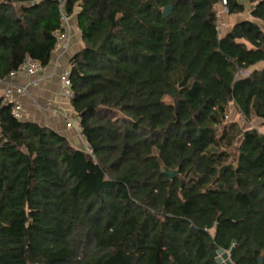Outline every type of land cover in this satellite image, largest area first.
<instances>
[{
  "label": "trees",
  "instance_id": "obj_1",
  "mask_svg": "<svg viewBox=\"0 0 264 264\" xmlns=\"http://www.w3.org/2000/svg\"><path fill=\"white\" fill-rule=\"evenodd\" d=\"M60 1L0 0V94L26 56L50 63ZM221 1L65 0L88 151L0 95V264H264V132L225 118L264 120V0L219 36Z\"/></svg>",
  "mask_w": 264,
  "mask_h": 264
},
{
  "label": "crops",
  "instance_id": "obj_2",
  "mask_svg": "<svg viewBox=\"0 0 264 264\" xmlns=\"http://www.w3.org/2000/svg\"><path fill=\"white\" fill-rule=\"evenodd\" d=\"M70 24L72 31L71 44L61 52L59 51L57 60L53 54L50 63L37 75L32 76L23 73L9 78L5 84H28L27 94L20 97V102L23 106L24 119L36 121L41 125L52 126L60 133L66 135L73 144L85 145L84 138L80 133L78 122L74 123L72 127H66L60 116L55 115L51 110L49 111L44 108L45 104L50 101L53 103L52 109H55V111L60 108L70 109L69 102H66L63 99H56L55 96L58 87L57 77L60 68L67 65L70 56L82 45L74 17L70 19ZM257 66V68H261L264 66V63L259 62L257 63Z\"/></svg>",
  "mask_w": 264,
  "mask_h": 264
},
{
  "label": "built area",
  "instance_id": "obj_3",
  "mask_svg": "<svg viewBox=\"0 0 264 264\" xmlns=\"http://www.w3.org/2000/svg\"><path fill=\"white\" fill-rule=\"evenodd\" d=\"M246 2V0H241ZM65 0L60 1V11H61V17H60V23H61V30L55 31V36L57 38L56 44H55V59L58 58L59 51L66 49L71 44V24L70 19L71 17L66 15L64 11L62 10V7L64 5ZM225 15V16H223ZM229 16L227 13V8L225 7V0H222L221 3L218 5L217 9V20H216V29L218 35H222L223 29L225 27L226 19L224 17ZM44 67H42L38 60L31 58L30 56H26L18 69L16 71H12L9 74V78L18 76L20 74H27V75H37ZM70 70L69 66L65 65L60 68L58 77H57V91H56V99H63L66 102H69L71 97L73 96V92L71 90V80H70ZM240 75H246L247 70H240L238 72ZM27 86L28 84H5L4 87L1 90V97L3 104H11V113L14 117L18 119L23 118V106L20 102V97H23L27 94ZM53 103L48 101L45 104L46 110H51L54 112L55 115H58L61 117L63 123L66 127H72L74 123H77L78 116L70 109L67 108H60L57 111L55 109H52ZM231 111V105L227 108V113L225 118L228 119V117L231 115L229 112ZM237 113V112H235ZM239 114V113H237ZM81 133V132H80ZM82 135V134H81ZM88 150V149H87Z\"/></svg>",
  "mask_w": 264,
  "mask_h": 264
},
{
  "label": "rangeland",
  "instance_id": "obj_4",
  "mask_svg": "<svg viewBox=\"0 0 264 264\" xmlns=\"http://www.w3.org/2000/svg\"><path fill=\"white\" fill-rule=\"evenodd\" d=\"M245 4H246V8L242 13L236 14V15H229V16L227 15L226 16L227 21L225 23V27L223 30L229 29L233 23H235L239 20H243V19L253 20V18L249 14V10H248L249 4L247 2ZM223 16H225V15H223ZM258 66L256 64L251 69L257 68ZM162 100L166 105L173 106V99L170 95H168V94L164 95L162 97ZM229 112L231 113V115L228 117L226 122H235L242 128H256L257 130L264 132V120L256 118V117H252L250 120L247 121L243 118V116L241 114L234 113L232 106H231V111H229ZM74 145L77 147H81V148L85 149L86 151H88L87 148L85 147V145H76V144H74ZM234 147L235 146L233 145V147L231 148L232 151H233Z\"/></svg>",
  "mask_w": 264,
  "mask_h": 264
},
{
  "label": "water",
  "instance_id": "obj_5",
  "mask_svg": "<svg viewBox=\"0 0 264 264\" xmlns=\"http://www.w3.org/2000/svg\"><path fill=\"white\" fill-rule=\"evenodd\" d=\"M171 5L167 4L163 7L162 9V14L164 16H168L171 12ZM163 173L166 174L169 178H172L174 176L177 175V171L176 170H163ZM183 184V182H182ZM191 230L194 231V228L191 227ZM233 246H231L229 248V250H224L222 248H217L214 252H213V256L215 258V261L218 263V264H231V261L229 259V255L232 253L233 251ZM257 264H263V259L261 256H259L257 258Z\"/></svg>",
  "mask_w": 264,
  "mask_h": 264
}]
</instances>
